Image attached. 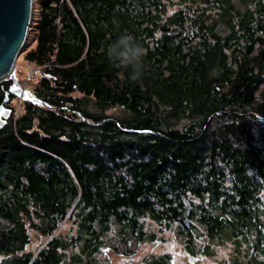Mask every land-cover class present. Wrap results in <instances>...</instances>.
<instances>
[{
  "label": "trees",
  "instance_id": "16d2710c",
  "mask_svg": "<svg viewBox=\"0 0 264 264\" xmlns=\"http://www.w3.org/2000/svg\"><path fill=\"white\" fill-rule=\"evenodd\" d=\"M35 5L41 78L0 118V264L130 258L147 222L264 264V0Z\"/></svg>",
  "mask_w": 264,
  "mask_h": 264
},
{
  "label": "rangeland",
  "instance_id": "374dc122",
  "mask_svg": "<svg viewBox=\"0 0 264 264\" xmlns=\"http://www.w3.org/2000/svg\"><path fill=\"white\" fill-rule=\"evenodd\" d=\"M38 15L37 6L35 5L34 0V6H33V20L31 23V26L34 25L36 22ZM30 26V28H31ZM34 37L35 34L32 32L30 33L26 40V44L22 50V54L24 55V52H26L28 49L33 48L35 46L34 44ZM23 55L20 54V57L18 60H16L15 66H14V77L17 80V83L19 84L20 88L26 90V91H32L34 87L37 84V81L41 78V74L39 71L41 68L37 67L34 64H30L23 59ZM19 96V100L15 99L14 101H10L8 105L15 108V114H18L22 110V106L20 103V100L24 98L25 96L16 95ZM114 112V110L108 111L107 113ZM147 231L153 230V233L156 234V242L150 243V244H141L135 248V254L128 258V257H122L117 256L114 253H109L106 260L109 261L108 264H118L123 262L125 259H133V261L128 262L126 264H144L143 259L150 256H159L163 254H169L172 257V264H224L223 262L228 259L227 254L230 252V247H215L213 248L215 250V255L213 257L211 256H205V255H197L195 258H191L189 254H187L182 240H180L174 231L173 228L165 231L164 233H158L156 232V226L154 224H149L147 222ZM206 238L201 236L198 241V247L201 246L202 243L206 242ZM42 243H44V240L37 237V235L33 236L32 238V249L38 248Z\"/></svg>",
  "mask_w": 264,
  "mask_h": 264
},
{
  "label": "water",
  "instance_id": "95a60500",
  "mask_svg": "<svg viewBox=\"0 0 264 264\" xmlns=\"http://www.w3.org/2000/svg\"><path fill=\"white\" fill-rule=\"evenodd\" d=\"M33 6L34 0H0V118L9 115L3 108L8 102L9 95L24 96L28 93L20 88L13 71L28 38L33 20ZM210 119L204 126L202 134ZM131 261L133 259H125L118 264Z\"/></svg>",
  "mask_w": 264,
  "mask_h": 264
},
{
  "label": "bare ground",
  "instance_id": "6f19581e",
  "mask_svg": "<svg viewBox=\"0 0 264 264\" xmlns=\"http://www.w3.org/2000/svg\"><path fill=\"white\" fill-rule=\"evenodd\" d=\"M29 35V34H28Z\"/></svg>",
  "mask_w": 264,
  "mask_h": 264
}]
</instances>
